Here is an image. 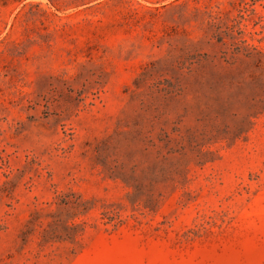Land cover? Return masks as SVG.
<instances>
[{"label": "rangeland", "instance_id": "374dc122", "mask_svg": "<svg viewBox=\"0 0 264 264\" xmlns=\"http://www.w3.org/2000/svg\"><path fill=\"white\" fill-rule=\"evenodd\" d=\"M0 264H264V0H0Z\"/></svg>", "mask_w": 264, "mask_h": 264}]
</instances>
